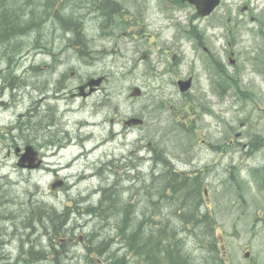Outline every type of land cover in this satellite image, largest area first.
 Listing matches in <instances>:
<instances>
[{"label":"rangeland","instance_id":"rangeland-1","mask_svg":"<svg viewBox=\"0 0 264 264\" xmlns=\"http://www.w3.org/2000/svg\"><path fill=\"white\" fill-rule=\"evenodd\" d=\"M31 1L32 5H42L41 1ZM118 1L125 15H116L112 20L92 8L88 0H57L61 8L71 5L73 10L75 7L78 10L83 6L86 17L81 24L78 22L80 36L74 38V33H70L74 41L81 38L82 44L71 43L63 29L67 27L65 22L58 20L54 27V22L43 26L37 18L16 28L17 35L11 38L14 45L0 44L1 70L10 82H15L14 87L24 90L31 91L43 84L45 76L35 67H40L44 61L48 63L47 88H77L90 77L104 75L106 79L101 90L93 97L97 105L94 109L95 103L89 106L93 112L90 120L95 123L90 129H94L97 136L108 138L88 156L82 154L86 148L79 147L73 140L63 139L57 149L51 146L47 163L48 167L61 164L63 168H56L57 172L20 167L14 150L18 145L25 147L29 140L25 141L19 134L31 135L30 140L35 141L39 128L12 131L10 124L17 120L20 110L17 111L12 101L7 104L12 90L5 88L2 92L0 76V209L6 211L0 212V264L12 261L19 264L27 252L19 251V246H26L27 250L37 246L36 251H44L48 257L43 264H53L57 253L51 251V248L54 250L52 243L57 240L60 244L58 239L64 236L63 225L66 230L73 231L72 235L76 234L77 240L82 238L80 242L86 246L83 250L77 246L74 251H69L62 241L63 245H58L61 264H161L167 259L156 246L166 244L168 236L182 244L183 251L192 261L189 264H200L206 258L205 264H211L213 256L199 242L208 239H199L195 234L200 230V227L195 228L200 226L197 219L200 215L195 216L199 210L190 209L191 206L186 208L190 198L194 202L200 201L202 189L200 193L196 191L194 197L195 187L189 184L187 191L191 196H185L186 207L170 204V200H180L186 189L176 184L174 200L169 188L172 182L166 175L167 172L171 175L169 165L158 160L154 148H160L163 156L176 163L195 159L194 164L199 165L220 157L221 170L215 171L214 175L200 176L213 196L208 204L217 219L215 236L219 256L228 264H264V226L254 224L258 210L264 205L251 200L236 207L232 203L236 187L238 192L240 185L246 184L255 194L256 186L244 182L242 175L230 165L235 153L231 142L234 127L239 119H249L250 103L241 104L235 96L232 76L236 68L226 54L235 48L234 39L246 48L251 42V46L256 44L251 32L255 23L250 22V18L259 14V7L264 11V0H224L213 15L206 18L198 16L195 7L180 0ZM246 2L251 9L241 11L240 7ZM166 4L168 8H165ZM24 19L23 16L20 18ZM44 21L49 22V19ZM230 41H233L231 45ZM205 45L210 52L205 50ZM259 52L252 51V55ZM215 60L220 63L215 65ZM30 65L32 68L27 71ZM23 67L28 75L26 84H21L16 73H8L11 68H17L19 73L24 71ZM190 76L194 78L191 91H180L177 80ZM136 86L142 89V94L131 96ZM260 91L261 88L258 93ZM134 116L143 118L144 122L125 125V120ZM203 137H208L211 142L219 141L216 152L201 141ZM67 143L72 145L63 148ZM87 146L90 151L94 142H87ZM56 151L58 153L54 154ZM149 151H152L155 163H152ZM41 152L46 154V149ZM160 158L164 160L162 156ZM161 168L166 172H159ZM99 169H103L101 177L97 174ZM82 175L85 178H80ZM59 179L69 181L72 190L61 189L62 186L53 188L52 183ZM106 184L114 187L113 191H108V196H115L112 198L118 204L112 203L97 212H104V218L73 214L72 200L78 189L90 188L94 191V199H99L102 193L97 190L102 192L101 188ZM128 204L140 219L129 217L128 222L122 224L128 218L125 207ZM68 206L70 215L65 214L69 219L63 218L59 233H51L47 227L51 223L45 226L44 221L50 218L54 208L61 214ZM242 209L246 212L240 216ZM183 211L191 217L189 225ZM114 213L117 214L112 216ZM29 218L41 222L40 228L35 226L32 230L28 225L23 228L22 223ZM84 221H89L87 228L78 227V222ZM85 228L89 234L81 236ZM160 233L163 235H158ZM153 237L155 241L151 240ZM124 239H135L132 246L139 243L140 251H125ZM151 244L156 248L149 250ZM88 249L103 252H83ZM248 250L249 257L245 255ZM120 258L124 260L120 261Z\"/></svg>","mask_w":264,"mask_h":264},{"label":"flooded vegetation","instance_id":"flooded-vegetation-1","mask_svg":"<svg viewBox=\"0 0 264 264\" xmlns=\"http://www.w3.org/2000/svg\"><path fill=\"white\" fill-rule=\"evenodd\" d=\"M119 2L120 1L118 0H106V3L111 5L114 9H122V5ZM183 2L195 7L187 1ZM223 2L224 0H222L221 3ZM240 8L241 11H249L251 6L248 2H246V4ZM262 9L263 8L259 7V14L252 15L250 18V22L255 23V27L251 28V32L253 33L252 37L254 38L256 44L251 46V42V45H247L246 48L239 45L237 39H234L235 45H233V47L235 48H233V50L226 51L230 62L236 68V72L232 76L235 85V96L239 99L238 101L241 104L247 105V103H250L249 119H239L237 127H234L235 129L231 137V142L233 143L235 153L230 165L234 167L240 175H242L244 182H246L249 186H256L254 190L256 192L255 194H253L251 188H247L246 184L240 185V191L238 192L236 187L232 200L235 207L239 203L246 204L248 200L264 205V11H262ZM231 43H233V41H230V45ZM204 47L206 48V51H211L207 45ZM251 47H253V49H251ZM252 51L260 52L258 55H255V53L252 55ZM219 63V60L214 61L215 65H218ZM47 66L48 63L46 61L40 65V69L44 74L43 76H45V80L42 79L44 86L41 83L38 88L32 89L31 91L24 90L22 87L9 86V89L12 91L11 99L7 102V104L12 101V104L15 105L17 111L20 110L17 120L11 122L12 127H17L19 130H25L29 129L31 124H33V127L39 128V135L37 136V139L40 142H44L47 149H50L51 146H55V149H57V144L61 143L63 139L73 140L79 147L86 148V151L82 154L88 156L90 152L96 151L106 141H108V138L105 135L99 137L96 135L94 129H90V127L94 126L95 123L90 120V116L93 112L90 110L89 106L91 103H95V99H93V97L96 92L101 90V88L98 87L92 91L89 87L84 89L79 87L70 89L67 87L47 88L45 86ZM29 69L30 68H26L27 71ZM226 73L229 74L228 72ZM16 76H18L19 80H21V84L28 83V75H26L25 70L16 73ZM259 88H261L260 93H258ZM261 95H263V97H261ZM96 105L97 103H95L92 108L94 109ZM23 116L24 118L19 122V119ZM25 136L27 137V135ZM201 141L208 144L213 152H216V149L219 147V141L211 142L208 137H203ZM87 142H94V146L90 151H87ZM71 145L72 143H67L64 146L61 145L60 147L63 146V148H67ZM57 153L58 151L54 152V154ZM44 155L47 154H42L41 158L43 162L41 168L57 172L58 170L56 168L47 167L48 164L46 162V156ZM219 158L220 157L216 156L211 161L205 160L199 165L194 164L195 159L191 161L188 159V162L184 161V163H176L169 159L170 163L168 168H171L170 164H172L173 167L168 169V171H172V174L180 173L188 177L202 176L204 174L214 175L215 171L221 170L222 168V163ZM156 168L157 167H155V169ZM164 171L165 168H161L159 172ZM246 175L251 177L245 178ZM80 178H85V176L82 175ZM201 181L203 185L202 193L200 195L201 199L195 203L202 208L200 216L202 220L201 228L203 230H201V233L203 236H206L207 216L210 215L216 221L217 219L213 216V212L210 210L211 206L208 204L213 198L212 193L202 178ZM63 188L72 190V188H70L67 184V181L65 182V185H63ZM186 194L191 196L189 191L184 193L185 196H187ZM102 202H104L103 199H94V191H90V188L83 190L82 188L78 189V191L74 193L73 197V206L77 213L82 215H85L86 212L90 214L92 212L90 208H93L97 203ZM153 202L162 203V201L156 200ZM169 203L173 205L176 204L177 206H183L186 205L187 200H170ZM191 203L192 202H189V204ZM258 211L259 212L256 215L257 217L254 218V224L264 226V208ZM243 212L246 211L242 209L239 215L241 216ZM260 212H262V214ZM87 223H89V221L78 222V227L82 225L83 229ZM86 228L81 236L89 234L86 231ZM72 232L70 231V233ZM75 236V233L73 235L67 234V237L64 238V240H73ZM171 244V249L174 251H168V253H170L173 257V260H169V264H179V262H184L188 255L185 251H183V248H181V251H176L174 243ZM162 252L164 255H167V251Z\"/></svg>","mask_w":264,"mask_h":264},{"label":"trees","instance_id":"trees-1","mask_svg":"<svg viewBox=\"0 0 264 264\" xmlns=\"http://www.w3.org/2000/svg\"><path fill=\"white\" fill-rule=\"evenodd\" d=\"M5 1H12V0H5ZM27 0H15L14 8L11 6H7L3 3L2 0H0V36H9L10 38H13L12 36L17 35L16 28L19 27V24L15 21V18L20 20V18L23 16L25 19L22 21L24 23L22 26H25V24L29 23L33 18H37L39 20H42V7H46V9L53 15L56 16L54 13V10L51 9V5H53L54 0H36L37 3L41 1L42 7L40 5H32L31 0H29V4H31V8L29 10V15H27L26 9L28 8V5L26 4ZM43 1H46L44 3ZM13 4V3H12ZM14 9L13 11L11 10ZM58 15V14H57ZM12 18V19H11ZM60 22H64L62 19H59ZM67 23V22H65ZM1 40V39H0ZM195 177L194 179L187 181L185 178L180 177L179 175H176L175 177L170 176L171 184L176 185L178 184L183 190H187L186 184L190 183L193 187H196L199 185V182ZM167 179L169 181V176L167 175ZM173 179V181H172ZM192 209V207H190ZM54 210V209H53ZM63 214L57 213L55 210L51 213L50 218L47 219V222H51L55 225L59 224L63 221ZM25 224V223H24ZM152 245L148 248L149 250L152 249ZM57 255L53 257V264H61L60 259V252L55 251ZM2 256L0 255V259ZM47 255L44 251H27L25 254L22 255V261L19 264H43L44 261L47 260ZM124 260V258H122ZM118 263V262H116ZM6 264H13V262L6 263ZM179 264H189L187 260ZM211 264H225L224 260H215Z\"/></svg>","mask_w":264,"mask_h":264},{"label":"bare ground","instance_id":"bare-ground-1","mask_svg":"<svg viewBox=\"0 0 264 264\" xmlns=\"http://www.w3.org/2000/svg\"><path fill=\"white\" fill-rule=\"evenodd\" d=\"M4 4H6L7 6H11L14 8V5H15V0H12V1H5V0H2ZM13 3V4H12ZM42 7V6H41ZM80 9L78 10H72V11H65V12H62L56 16H53L47 9L46 7H42L43 11L41 13V17L43 19H49V22L47 23H51V22H54L53 23V27L55 25H58V20L59 18L62 19L64 22H67V27L66 28H63L64 31L68 34L70 33H74V36L78 37L80 36V33H78V22H79V19H80V16L82 15V13L84 12V8L83 6H80L79 7ZM15 21L19 24V27L22 26V23L21 21L19 22L18 19L15 18ZM59 25H62V23H60ZM18 27V28H19ZM59 27V26H57ZM72 31V32H70ZM0 44H3V45H7V44H12L14 43L12 41L11 38H9L8 36H0ZM112 194V193H111ZM115 197V196H114ZM113 197V198H114ZM112 198V199H113ZM120 198V197H119ZM118 201V200H117ZM181 201V200H180ZM117 203V202H116ZM118 204V203H117ZM121 206V205H120ZM123 206V205H122ZM114 207V206H113ZM126 207V206H125ZM113 210V209H112ZM109 214V213H108ZM69 219V218H68ZM24 227H25V224H24ZM45 238V237H44ZM42 239V238H41ZM47 239V238H46ZM61 249V248H60Z\"/></svg>","mask_w":264,"mask_h":264},{"label":"water","instance_id":"water-1","mask_svg":"<svg viewBox=\"0 0 264 264\" xmlns=\"http://www.w3.org/2000/svg\"><path fill=\"white\" fill-rule=\"evenodd\" d=\"M191 2L195 3L199 9V13L202 15H207L210 14L213 9L219 4L220 0H190ZM103 81V77H99V78H92L88 81V84H90L91 86H95V85H99L101 82ZM192 83V79H188L186 81H179L180 87L181 89L187 90L190 88ZM141 93L140 88L136 87L133 91V95H138ZM143 120L140 118H131L130 120L127 121V123L129 124H138L141 123ZM36 158V152L33 150L32 147H28L27 153L24 154L23 156V161L28 160L30 161V165L33 166L34 165V161ZM61 184V183H55L54 186ZM250 252L246 253V256H249Z\"/></svg>","mask_w":264,"mask_h":264}]
</instances>
